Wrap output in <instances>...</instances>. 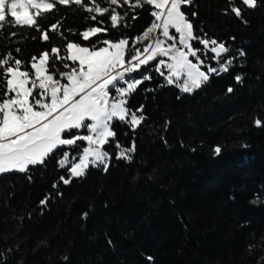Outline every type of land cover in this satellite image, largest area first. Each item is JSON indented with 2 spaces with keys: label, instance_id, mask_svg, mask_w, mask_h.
<instances>
[{
  "label": "trees",
  "instance_id": "1",
  "mask_svg": "<svg viewBox=\"0 0 264 264\" xmlns=\"http://www.w3.org/2000/svg\"><path fill=\"white\" fill-rule=\"evenodd\" d=\"M194 5L183 10L190 19L192 11L198 13L192 19L196 29L226 41L233 53L243 49L246 57L191 95L175 86L157 88L163 78L153 72L129 100L132 109L143 104L147 117L135 134L133 162L113 160L107 173L90 169L85 178L61 184L63 197L51 201L43 215L38 203L63 171L55 160L32 169L31 182L25 174L0 176V250L13 249L7 264H64V256L67 264H147L145 255L155 264H257L264 255V200L251 203L264 196V129L252 123L256 115L264 119V6L246 13L245 25L221 14L224 0ZM136 11L138 20L131 21V13L127 18L131 28L110 29L107 38L140 35L153 18L148 7ZM87 15L61 6L40 23L47 27L64 17L63 27L79 32L95 23ZM98 19H105L99 26L110 24ZM44 47L38 40H0V55L12 50L27 62ZM236 74L244 75L243 85L235 82ZM165 120L171 122L167 132ZM114 130L122 145L130 144L133 134L126 126L117 123ZM213 145L223 149L215 158ZM249 244L256 245L252 253Z\"/></svg>",
  "mask_w": 264,
  "mask_h": 264
},
{
  "label": "snow or ice",
  "instance_id": "2",
  "mask_svg": "<svg viewBox=\"0 0 264 264\" xmlns=\"http://www.w3.org/2000/svg\"><path fill=\"white\" fill-rule=\"evenodd\" d=\"M104 4L98 0H0V40L23 43L31 39L45 45L27 62L12 50L0 55V176L25 174L31 182L32 169L46 167L49 160H55L58 171L63 170L53 181L52 191L38 203L41 215L51 201L63 197L61 184L68 186L85 178L90 169L107 173L113 160L133 162L135 134L147 117L143 104L132 109L129 100L142 84L151 82L153 72L163 78L157 88L175 86L180 93L191 95L213 76L228 73L247 55L243 49L233 53L226 41L210 37L203 28L196 29L192 19L198 13L192 11L190 19L183 10L194 7V0H104ZM61 6H75L89 14L86 21L95 23L77 32L64 28L61 17L44 27L40 21L59 13ZM261 6L264 0H224L221 14L246 25V13ZM146 7L153 20L140 35L107 38L110 29L131 28L129 14L134 22L139 19L136 10ZM98 18H106L110 24L99 26L105 19ZM9 28L15 30L6 31ZM66 33L78 35L79 40L68 39ZM53 38L64 43H52ZM230 39L235 41V37ZM14 51L20 53L21 48ZM234 80L243 85L244 75L236 74ZM226 91L231 94L234 88L229 86ZM117 123L132 132L129 145L117 139ZM170 123L165 120L164 132ZM252 123L264 129L259 115ZM161 139L167 144L163 136ZM222 151L220 145L212 146L214 158ZM261 200L264 196L251 203ZM87 217L88 212L81 214L82 219ZM255 247L247 246L250 253ZM259 247L264 251V236L259 238ZM12 251L0 250V264H7V254ZM144 259L155 264L152 256ZM68 260L63 257L64 264ZM257 264H264V255Z\"/></svg>",
  "mask_w": 264,
  "mask_h": 264
},
{
  "label": "rangeland",
  "instance_id": "3",
  "mask_svg": "<svg viewBox=\"0 0 264 264\" xmlns=\"http://www.w3.org/2000/svg\"><path fill=\"white\" fill-rule=\"evenodd\" d=\"M194 44H195L196 46L202 47V46L198 45L196 42H194ZM209 55H211V54H209ZM153 62H155V61H153ZM70 158H71V157H70Z\"/></svg>",
  "mask_w": 264,
  "mask_h": 264
}]
</instances>
